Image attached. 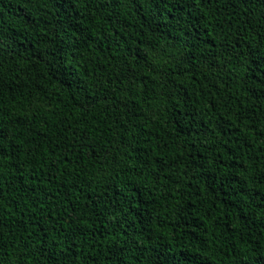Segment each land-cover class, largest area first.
Returning <instances> with one entry per match:
<instances>
[{
	"label": "trees",
	"instance_id": "16d2710c",
	"mask_svg": "<svg viewBox=\"0 0 264 264\" xmlns=\"http://www.w3.org/2000/svg\"><path fill=\"white\" fill-rule=\"evenodd\" d=\"M0 264H264V0H0Z\"/></svg>",
	"mask_w": 264,
	"mask_h": 264
}]
</instances>
